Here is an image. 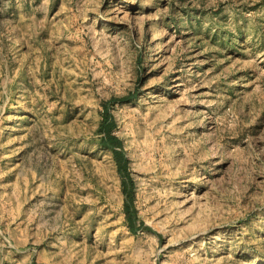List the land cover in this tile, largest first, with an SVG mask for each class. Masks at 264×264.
I'll return each mask as SVG.
<instances>
[{
  "label": "rangeland",
  "instance_id": "rangeland-1",
  "mask_svg": "<svg viewBox=\"0 0 264 264\" xmlns=\"http://www.w3.org/2000/svg\"><path fill=\"white\" fill-rule=\"evenodd\" d=\"M0 264H264V0H0Z\"/></svg>",
  "mask_w": 264,
  "mask_h": 264
},
{
  "label": "trees",
  "instance_id": "trees-1",
  "mask_svg": "<svg viewBox=\"0 0 264 264\" xmlns=\"http://www.w3.org/2000/svg\"><path fill=\"white\" fill-rule=\"evenodd\" d=\"M131 96H124L123 98L113 99V102H123L127 100H131ZM108 105V104H107ZM108 110V106H107ZM105 111V118L102 124V131L105 132V138L103 139V145L106 147H110L117 154L119 165L122 171H127L128 167V158L124 154V150L122 149V140L113 132L116 126V123L110 117L109 112ZM118 148H121L120 150ZM131 178L127 175L126 180L124 181V189L127 194V202H126V212L129 219L130 227L133 231H137L138 226V215L137 210L134 205L133 194H132V182ZM141 226H145L148 229H151L150 226L145 225L144 222L141 223Z\"/></svg>",
  "mask_w": 264,
  "mask_h": 264
}]
</instances>
